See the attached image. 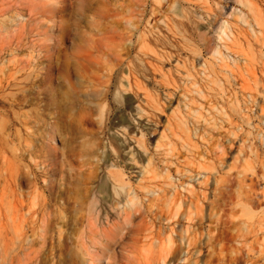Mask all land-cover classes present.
Masks as SVG:
<instances>
[{
	"label": "rangeland",
	"instance_id": "1",
	"mask_svg": "<svg viewBox=\"0 0 264 264\" xmlns=\"http://www.w3.org/2000/svg\"><path fill=\"white\" fill-rule=\"evenodd\" d=\"M241 1L0 0V264H264Z\"/></svg>",
	"mask_w": 264,
	"mask_h": 264
},
{
	"label": "bare ground",
	"instance_id": "2",
	"mask_svg": "<svg viewBox=\"0 0 264 264\" xmlns=\"http://www.w3.org/2000/svg\"><path fill=\"white\" fill-rule=\"evenodd\" d=\"M239 2H242L244 5H246L247 6V3H244L243 1H241V0H238ZM244 17V16H243ZM257 21V20H256ZM258 25V24H257ZM220 28H223L222 26L220 27ZM225 28L226 27H224L223 29H222V31L224 32L225 31ZM103 113V108L100 110V115ZM90 123L91 124H93V125H96V123H94L93 121H90ZM91 137V136H90ZM94 138V137H93ZM89 139V138H88ZM90 140V139H89ZM94 139H92V141H93ZM87 141V143H88V140H86ZM95 141V140H94ZM90 142V141H89ZM87 143H85V144H87ZM91 144V143H90ZM82 145V144H81ZM89 145V144H88ZM83 146V145H82ZM86 148V147H85ZM90 152V151H89ZM88 152V153H89ZM87 154V151L85 150V149H75V148H72L71 150H70V158H71V160L73 161V162H76V163H81V159H82V157H84L85 155Z\"/></svg>",
	"mask_w": 264,
	"mask_h": 264
}]
</instances>
